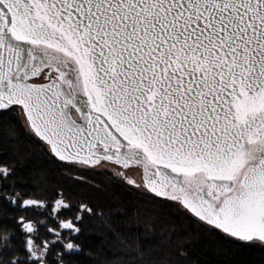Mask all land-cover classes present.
<instances>
[{"label":"snow or ice","instance_id":"obj_1","mask_svg":"<svg viewBox=\"0 0 264 264\" xmlns=\"http://www.w3.org/2000/svg\"><path fill=\"white\" fill-rule=\"evenodd\" d=\"M13 105L60 161L136 160L156 197L264 243V0H0Z\"/></svg>","mask_w":264,"mask_h":264},{"label":"trees","instance_id":"obj_2","mask_svg":"<svg viewBox=\"0 0 264 264\" xmlns=\"http://www.w3.org/2000/svg\"><path fill=\"white\" fill-rule=\"evenodd\" d=\"M26 121L19 105L0 110V167L8 170L0 175V233H14L0 240V264H264V243L209 231L181 203L107 169L60 161ZM25 199L41 204L24 207ZM63 222L79 231L70 235ZM29 240L43 249L41 261Z\"/></svg>","mask_w":264,"mask_h":264},{"label":"rangeland","instance_id":"obj_3","mask_svg":"<svg viewBox=\"0 0 264 264\" xmlns=\"http://www.w3.org/2000/svg\"><path fill=\"white\" fill-rule=\"evenodd\" d=\"M36 81L42 82L39 79ZM26 124L28 126L27 121H26ZM96 166L99 168L107 169L108 171L112 172L115 176L126 180L127 182L131 183L132 185H134L140 190L145 189L144 182H143V170L140 165L121 166L116 163L103 160ZM2 173L3 172H0V175ZM253 241L260 242L259 240H253ZM30 251L32 252V254L35 255V258L39 259L40 261L42 260V252H43L42 248L31 243ZM40 264H43V262H41Z\"/></svg>","mask_w":264,"mask_h":264},{"label":"water","instance_id":"obj_4","mask_svg":"<svg viewBox=\"0 0 264 264\" xmlns=\"http://www.w3.org/2000/svg\"><path fill=\"white\" fill-rule=\"evenodd\" d=\"M39 77H36V78H33V80L32 81H30V82H32V83H48L49 81L48 80H46V81H42V82H37L36 80L38 79ZM74 110L75 109H70V115H71V118L77 123V124H83L84 123V121L82 120V118H81V115H80V113H78V112H74ZM76 111V110H75ZM25 115H26V118H27V114L25 113ZM78 117V118H77ZM28 124H29V126H30V123L28 122ZM40 138V137H39ZM50 146V145H49ZM50 148H51V146H50ZM103 160H106V161H109V160H107V159H104L102 156H101V158L96 162V163H94V164H86V165H90V166H95V165H98L101 161H103ZM110 162H113V163H116V164H118V165H121V166H133V165H140L141 167H142V170H143V182H144V186L148 189V187H147V179L151 176V172H148V173H145V171H144V168H143V165L142 164H140V163H138L136 160H133V159H128V160H126V159H124L123 157H121L120 159H119V161H117V158H113V160H111ZM78 163H82V162H78ZM82 164H85V163H82ZM149 190V189H148ZM150 191V190H149ZM151 192V191H150ZM29 200H31V199H29ZM31 201H33L34 203L33 204H41V202L40 201H38V200H31ZM182 204V203H181ZM63 223H65V222H63ZM73 226H74V224H73Z\"/></svg>","mask_w":264,"mask_h":264},{"label":"clouds","instance_id":"obj_5","mask_svg":"<svg viewBox=\"0 0 264 264\" xmlns=\"http://www.w3.org/2000/svg\"><path fill=\"white\" fill-rule=\"evenodd\" d=\"M0 170H6V171H8L6 168H3V167H0ZM21 194H20V192L19 191H17L16 192V196L17 197H19ZM27 199H25V200H22L21 201V205L22 206H25L26 204H27ZM20 219H24L23 217L22 218H20ZM22 230H25L24 228L22 229ZM14 233L12 232V231H8V232H5V233H0V240H3V241H10V239H11V236L13 235ZM70 243V242H69ZM72 246H73V244L72 243H70ZM78 247V246H77Z\"/></svg>","mask_w":264,"mask_h":264}]
</instances>
